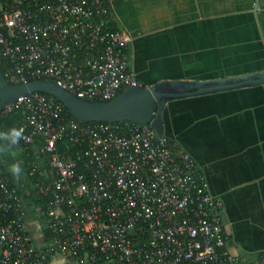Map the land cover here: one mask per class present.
Listing matches in <instances>:
<instances>
[{"label": "built area", "instance_id": "built-area-1", "mask_svg": "<svg viewBox=\"0 0 264 264\" xmlns=\"http://www.w3.org/2000/svg\"><path fill=\"white\" fill-rule=\"evenodd\" d=\"M131 37L109 26L106 0H0V58L11 84L51 79L81 97L108 101L142 86L128 65ZM18 111L34 190L46 198L47 244L25 225L24 194L0 166V263L264 264L234 254L223 201L193 156L148 124L80 123L36 92ZM71 149L62 155L58 145ZM44 161V166L41 163Z\"/></svg>", "mask_w": 264, "mask_h": 264}, {"label": "crops", "instance_id": "crops-1", "mask_svg": "<svg viewBox=\"0 0 264 264\" xmlns=\"http://www.w3.org/2000/svg\"><path fill=\"white\" fill-rule=\"evenodd\" d=\"M106 2L109 26L131 37L128 65L142 86L264 70V0ZM162 119L164 136L193 156L223 201L229 250L264 254V85L171 100ZM33 216L28 208L27 231L43 245ZM47 264L76 263L54 255Z\"/></svg>", "mask_w": 264, "mask_h": 264}, {"label": "water", "instance_id": "water-1", "mask_svg": "<svg viewBox=\"0 0 264 264\" xmlns=\"http://www.w3.org/2000/svg\"><path fill=\"white\" fill-rule=\"evenodd\" d=\"M258 85H264V70L206 81L162 80L147 87H129L108 101H97L70 93L51 79L11 84L0 66V114L20 97L40 92L61 102L80 123L129 121L148 124L158 137H162V112L168 101Z\"/></svg>", "mask_w": 264, "mask_h": 264}, {"label": "trees", "instance_id": "trees-1", "mask_svg": "<svg viewBox=\"0 0 264 264\" xmlns=\"http://www.w3.org/2000/svg\"><path fill=\"white\" fill-rule=\"evenodd\" d=\"M107 12L110 14V9L108 3L106 2ZM0 66L4 71V61L0 58ZM63 113L66 116H71L67 109L63 106ZM20 125V115L18 111H12L11 113H2L0 114V132L7 133L10 129L16 128L18 129ZM168 139L170 146L174 149H180L181 147L173 140ZM0 166L3 169V174L7 178L10 186L16 187L19 192L24 194V205H25V220L26 213L28 208H33L34 216L32 218L33 221H40L41 229L44 232L45 243L49 242L51 237V233L49 229H47L45 223V213H46V198L34 190L35 177L29 175V166L27 161H29L30 157L35 158L36 156L42 157L43 154L39 151V147L33 148L29 147L24 149L21 142L15 146H9L4 140L0 139ZM58 151L62 155H70L72 150L66 149L62 145H58ZM18 164L21 169V178L19 180L14 179L10 168L12 165ZM44 166V161L41 163ZM45 167V166H44ZM35 245H41L35 243Z\"/></svg>", "mask_w": 264, "mask_h": 264}, {"label": "clouds", "instance_id": "clouds-1", "mask_svg": "<svg viewBox=\"0 0 264 264\" xmlns=\"http://www.w3.org/2000/svg\"><path fill=\"white\" fill-rule=\"evenodd\" d=\"M23 138L22 129H10L7 133L0 132V139L4 140L9 146H15ZM3 149H0L2 151ZM10 171L14 179L19 180L21 178L22 169L18 164L11 166Z\"/></svg>", "mask_w": 264, "mask_h": 264}]
</instances>
